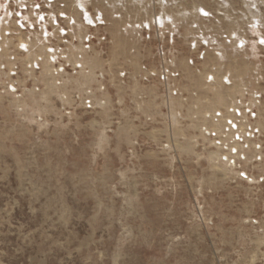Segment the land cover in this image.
<instances>
[{
	"label": "rangeland",
	"instance_id": "rangeland-1",
	"mask_svg": "<svg viewBox=\"0 0 264 264\" xmlns=\"http://www.w3.org/2000/svg\"><path fill=\"white\" fill-rule=\"evenodd\" d=\"M0 264H264V0H0Z\"/></svg>",
	"mask_w": 264,
	"mask_h": 264
},
{
	"label": "built area",
	"instance_id": "built-area-1",
	"mask_svg": "<svg viewBox=\"0 0 264 264\" xmlns=\"http://www.w3.org/2000/svg\"><path fill=\"white\" fill-rule=\"evenodd\" d=\"M262 96V92L261 91H259V92H257L256 93V97L257 98H260ZM256 100H258V99H256ZM253 108L254 107H251V106H246V105H243L242 107H240V106H235V108L233 109H230L229 110V112L231 113H233V116H224V120H222V121H224L225 123H227V124H229L228 125V128L229 129H231L230 128V125H231V127L232 128H235L236 127V123H235V120L236 119H242V118H244L242 115L245 113L248 117L247 118H253V119H255L256 118V112L253 110ZM238 110H240V112L238 111ZM234 111H235V114H234ZM242 113V114H241ZM222 116H223V113L222 112H220V111H217V112H215V114H214V117H216L217 118V120H221V118H222ZM252 119V120H253ZM227 124H226V127H227ZM228 128H226L227 129V131H229L230 132V130L228 129ZM237 129V128H236ZM256 131H258V129L256 128V129H254L253 128V131L252 132H249V135H251V136H254L255 135V133H256ZM248 134H244V135H240V134H235L234 135V138L236 139V140H240L241 142H244V143H246L247 141H249L250 140V136H249Z\"/></svg>",
	"mask_w": 264,
	"mask_h": 264
},
{
	"label": "bare ground",
	"instance_id": "bare-ground-1",
	"mask_svg": "<svg viewBox=\"0 0 264 264\" xmlns=\"http://www.w3.org/2000/svg\"><path fill=\"white\" fill-rule=\"evenodd\" d=\"M2 50V49H1ZM255 105H257V104H255ZM235 108V106H233V109ZM220 111V110H219ZM239 112H240V110H238ZM220 112H222V111H220ZM223 113V112H222ZM234 114H235V111H234ZM242 114V113H241ZM224 116H233V113L231 112V113H228V111H226L225 113H223V116H222V118H221V120H224ZM244 118H247L248 116L244 113L243 115H242Z\"/></svg>",
	"mask_w": 264,
	"mask_h": 264
}]
</instances>
